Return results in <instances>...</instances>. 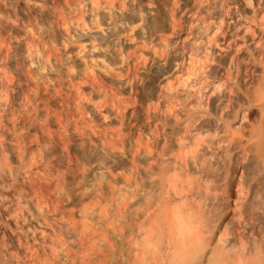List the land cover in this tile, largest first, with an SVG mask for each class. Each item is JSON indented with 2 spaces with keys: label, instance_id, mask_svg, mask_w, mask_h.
Returning <instances> with one entry per match:
<instances>
[{
  "label": "rangeland",
  "instance_id": "obj_1",
  "mask_svg": "<svg viewBox=\"0 0 264 264\" xmlns=\"http://www.w3.org/2000/svg\"><path fill=\"white\" fill-rule=\"evenodd\" d=\"M263 19L264 0H0V264H264V165L223 131L260 125Z\"/></svg>",
  "mask_w": 264,
  "mask_h": 264
},
{
  "label": "bare ground",
  "instance_id": "obj_2",
  "mask_svg": "<svg viewBox=\"0 0 264 264\" xmlns=\"http://www.w3.org/2000/svg\"><path fill=\"white\" fill-rule=\"evenodd\" d=\"M264 20V19H263ZM238 45V44H237ZM235 47V46H234ZM264 54V53H263ZM203 66V65H202ZM260 69V68H259ZM217 85V84H216ZM231 89V88H230ZM213 92V91H212ZM211 94V93H210ZM209 94V95H210ZM214 94V93H213ZM211 96V95H210ZM245 100L250 107H258L264 109V76L257 81L251 91L245 95ZM218 99H212V104H215ZM209 124L215 123L214 120H209ZM209 126V125H208ZM225 133H230V137L234 139L233 152L235 155L240 156L245 161L242 164V168L245 171H249L252 162H258L264 165V110L261 112V121L258 127L251 126L248 129L247 134L237 135L235 129L232 130V126L226 125L224 130ZM201 137V135H200ZM120 165L117 164L116 167ZM104 172V167L101 164H96L93 167L92 177L96 178L101 176ZM169 204V203H168ZM164 205V204H163ZM87 216V215H86ZM98 215L90 213L88 218H95ZM158 217V216H157ZM159 219V218H158ZM157 219V220H158ZM88 220V219H87ZM113 227V226H112ZM111 230V229H110ZM153 230V229H152ZM171 231V230H170ZM184 233V232H183ZM112 238L116 239L117 235L115 231L111 232ZM178 236V235H177ZM184 236V235H183ZM158 237V236H157ZM147 238V237H146ZM156 239V238H155ZM168 239V238H167ZM174 239V238H173ZM148 240V239H147ZM196 240V239H195ZM200 240V239H199ZM176 242V240L174 239ZM197 241V240H196ZM147 243V242H146ZM193 243V242H192ZM199 243V242H198ZM186 244V243H185ZM188 244V243H187ZM213 244V243H212ZM187 248V247H186ZM185 248V249H186ZM212 250V249H211ZM205 251V250H204ZM143 255V254H142ZM185 256V255H184ZM207 257V255H206ZM205 257V258H206ZM221 257V256H220ZM207 259V258H206ZM206 261V260H205ZM238 261V260H236ZM203 264L204 261L202 260ZM216 262V261H215ZM238 263V262H237ZM192 264V263H191ZM199 264V262H198Z\"/></svg>",
  "mask_w": 264,
  "mask_h": 264
}]
</instances>
